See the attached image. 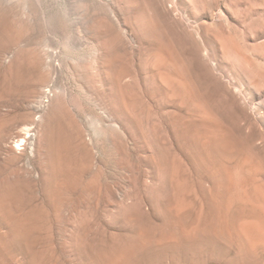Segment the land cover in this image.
<instances>
[{"label":"rangeland","instance_id":"rangeland-1","mask_svg":"<svg viewBox=\"0 0 264 264\" xmlns=\"http://www.w3.org/2000/svg\"><path fill=\"white\" fill-rule=\"evenodd\" d=\"M0 264H264V0H0Z\"/></svg>","mask_w":264,"mask_h":264},{"label":"bare ground","instance_id":"bare-ground-1","mask_svg":"<svg viewBox=\"0 0 264 264\" xmlns=\"http://www.w3.org/2000/svg\"><path fill=\"white\" fill-rule=\"evenodd\" d=\"M26 132H29V129H27ZM22 136H23V135L20 134V135L17 136V138L19 139V138H21ZM40 146H41V145H40Z\"/></svg>","mask_w":264,"mask_h":264}]
</instances>
